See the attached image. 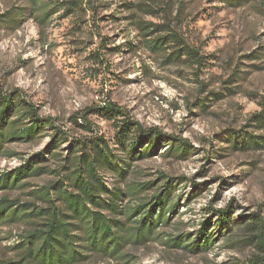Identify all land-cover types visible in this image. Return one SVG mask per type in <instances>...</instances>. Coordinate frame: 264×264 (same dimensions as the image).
I'll use <instances>...</instances> for the list:
<instances>
[{
  "label": "rangeland",
  "instance_id": "374dc122",
  "mask_svg": "<svg viewBox=\"0 0 264 264\" xmlns=\"http://www.w3.org/2000/svg\"><path fill=\"white\" fill-rule=\"evenodd\" d=\"M82 1L86 12L63 19L53 15L42 24L33 17L30 0H0V16L26 9L21 23L0 24V93L21 94L39 118L51 119L71 140L103 136L116 149L115 122L98 112L108 106L124 114L119 119L127 117L145 131L158 132L161 141L150 157L132 161L127 182L155 181V188L144 194L149 196L167 176L177 182L179 196L170 224L157 229L156 241L128 246L121 258L82 264H244L263 257L246 226L252 213L264 218V147L242 148L230 134L239 131L245 142L246 133L264 137V128L249 121L253 114L264 115V0H245L241 6L226 0H153L164 13L128 9L130 3L152 0ZM88 1L99 3L97 10ZM134 19L168 25L205 61L199 67L167 62L145 45ZM96 53L101 62L95 61ZM213 93L223 95L216 99ZM51 133L47 130L34 142L8 144L9 154L0 156V173L26 159L48 156ZM170 138L186 143L184 158L163 154ZM40 165L58 167L54 159ZM55 177L28 178L30 187L2 190L0 198L27 201L30 190ZM104 178L114 186V175ZM194 190L197 194L189 198ZM227 208L230 228L219 229L217 212ZM203 222L215 235L207 250L162 243L174 233L197 235ZM25 229L20 224L0 229V258L13 256L8 248Z\"/></svg>",
  "mask_w": 264,
  "mask_h": 264
},
{
  "label": "trees",
  "instance_id": "16d2710c",
  "mask_svg": "<svg viewBox=\"0 0 264 264\" xmlns=\"http://www.w3.org/2000/svg\"><path fill=\"white\" fill-rule=\"evenodd\" d=\"M30 1L33 17L42 24L50 22L53 15L63 19L87 11L82 0ZM226 2L241 6L246 1ZM96 4L93 6L88 1L86 5L97 10L99 3ZM133 6L145 13H155L156 9L163 13L166 11L153 0L151 4L130 3L128 9ZM25 11L24 8L8 10L0 16V24L21 23ZM133 23L145 45L167 62L199 67L205 61L203 56L171 32L168 25L141 19H134ZM127 45L132 48L131 42ZM95 61L101 62L98 53ZM213 94L216 99L223 95ZM202 107L207 108L208 104L203 103ZM98 112L115 122L116 149L103 136L71 140L64 131L55 127L51 119L39 118L36 107L25 101L21 94L0 93V156L9 154L8 144L34 142L47 130L52 131L49 155L26 159L18 168L0 173V191L28 188L30 184L26 179L45 173L56 174L46 185L30 190L28 194L31 198L27 201L0 198V229L16 224L26 228L8 248L13 256L0 258V264H82L94 258H121L126 247L156 241L159 235L157 229L170 224L179 199L175 196L177 182L174 183L173 178L162 176V184L149 196L144 194L155 188V181L127 182L132 161L152 155L153 148L161 141L159 133L145 131L127 117L119 119L124 114L114 107L108 106ZM249 121L257 128H264L262 113L253 114ZM244 136L234 131L230 139L242 148L264 147V137L246 133L245 142ZM65 143L68 144L66 149ZM166 147L163 154L176 159H182L189 153L186 143L174 138L168 139ZM51 159L57 163V168L48 169L40 165ZM105 174L116 177L113 187L105 183ZM197 190L189 192V198L194 197ZM125 199L129 200L126 204L123 203ZM230 213V208L218 211L215 226L230 228ZM250 218L246 226L251 231L250 240L264 252V218L258 213H252ZM244 220L240 218L241 223ZM206 227L207 222H203L193 237L190 233L167 235L162 243L193 252L205 251L215 241L214 232H207ZM244 264H264V256H254Z\"/></svg>",
  "mask_w": 264,
  "mask_h": 264
}]
</instances>
